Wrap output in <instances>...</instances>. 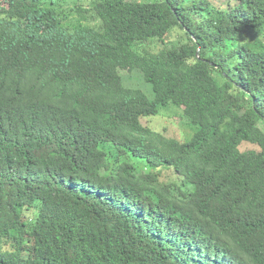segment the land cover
<instances>
[{
    "label": "trees",
    "instance_id": "1",
    "mask_svg": "<svg viewBox=\"0 0 264 264\" xmlns=\"http://www.w3.org/2000/svg\"><path fill=\"white\" fill-rule=\"evenodd\" d=\"M220 2L0 0V264H264V0Z\"/></svg>",
    "mask_w": 264,
    "mask_h": 264
},
{
    "label": "rangeland",
    "instance_id": "2",
    "mask_svg": "<svg viewBox=\"0 0 264 264\" xmlns=\"http://www.w3.org/2000/svg\"><path fill=\"white\" fill-rule=\"evenodd\" d=\"M213 3H214V5L216 6V7H221L223 4L220 2V0H211ZM74 8V6L73 5H71V6H68V8H67V10H71V9H73ZM123 76H125L126 77V83L128 84V85H134V84H136V79H137V83L138 84H140L141 83V81H143L142 80V78H140V76H139V74L137 73V74H133V75H129V74H126V73H124V72H122L121 73ZM150 87V86H149ZM150 89H151V87H150ZM157 123H159V122H157ZM183 129H184V127L180 124V122L178 123V127L176 126V127H173V126H170L169 127V135H170V138H173V137H178L179 136V132H182L183 131ZM194 136V135H193ZM193 138V137H192ZM191 138V139H192Z\"/></svg>",
    "mask_w": 264,
    "mask_h": 264
}]
</instances>
